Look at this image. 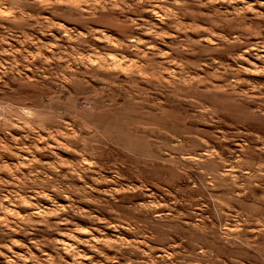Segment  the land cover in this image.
Instances as JSON below:
<instances>
[{
    "label": "rangeland",
    "instance_id": "374dc122",
    "mask_svg": "<svg viewBox=\"0 0 264 264\" xmlns=\"http://www.w3.org/2000/svg\"><path fill=\"white\" fill-rule=\"evenodd\" d=\"M0 264H264V0H0Z\"/></svg>",
    "mask_w": 264,
    "mask_h": 264
}]
</instances>
